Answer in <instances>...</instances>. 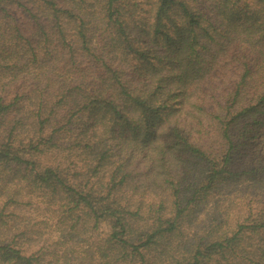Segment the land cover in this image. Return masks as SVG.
<instances>
[{
    "label": "trees",
    "instance_id": "obj_1",
    "mask_svg": "<svg viewBox=\"0 0 264 264\" xmlns=\"http://www.w3.org/2000/svg\"><path fill=\"white\" fill-rule=\"evenodd\" d=\"M0 264H264V0H0Z\"/></svg>",
    "mask_w": 264,
    "mask_h": 264
},
{
    "label": "rangeland",
    "instance_id": "obj_2",
    "mask_svg": "<svg viewBox=\"0 0 264 264\" xmlns=\"http://www.w3.org/2000/svg\"><path fill=\"white\" fill-rule=\"evenodd\" d=\"M27 211H30L28 213V216H27V221L30 223V225H35L36 227L38 226L37 224L39 222L42 223L48 217V214H45L43 209H38V206H36V205H34L33 209L28 208ZM36 222H37V224H36ZM41 223H40V226L44 228L45 225L41 224ZM49 224H50V222H49ZM105 229H106V227L102 226V230H105ZM46 231H47V233H50V230L47 229Z\"/></svg>",
    "mask_w": 264,
    "mask_h": 264
}]
</instances>
